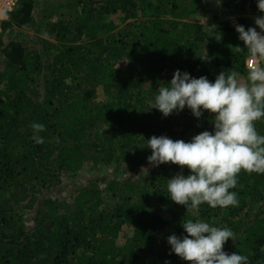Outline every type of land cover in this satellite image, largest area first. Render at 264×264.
<instances>
[{
	"label": "trees",
	"instance_id": "trees-1",
	"mask_svg": "<svg viewBox=\"0 0 264 264\" xmlns=\"http://www.w3.org/2000/svg\"><path fill=\"white\" fill-rule=\"evenodd\" d=\"M202 2L66 0L42 10L49 38L20 41L15 31L32 23L37 2L18 0L1 26L6 43L0 36V264H190L167 243L186 234V219L231 229L223 250L264 264V174L242 170L236 206L205 203L194 214L166 190L167 178L189 170L153 167L142 148L154 135L188 142L212 130L207 112L151 108L177 69L213 82L222 70L246 77L235 28L257 27L256 0H219L212 17L221 23L208 30L189 21ZM255 127L264 135V120ZM79 179L70 202L52 198ZM123 227L131 235L121 242Z\"/></svg>",
	"mask_w": 264,
	"mask_h": 264
},
{
	"label": "clouds",
	"instance_id": "clouds-1",
	"mask_svg": "<svg viewBox=\"0 0 264 264\" xmlns=\"http://www.w3.org/2000/svg\"><path fill=\"white\" fill-rule=\"evenodd\" d=\"M256 7L261 13L254 19L259 31L257 27L245 30L239 24L235 28L249 56L243 80L232 69L222 70L214 82L177 69L170 82L157 89L151 104L164 117L185 108L197 119L208 113L211 131L204 130L188 142L154 135L142 147L151 150L147 160L153 167L171 163L189 170L187 175L181 172L167 178L166 190L171 201L194 214L205 203L213 208L236 206L237 192L232 189L242 170L264 174V135L255 127L257 121L264 120V64L258 62L264 60V0H256ZM199 57L209 60L207 51ZM30 127L35 143H43L39 132L44 125L34 122ZM182 228L185 235L167 237L170 252L182 260L190 264H248L246 255L223 250L234 237L231 229L200 219H186Z\"/></svg>",
	"mask_w": 264,
	"mask_h": 264
},
{
	"label": "rangeland",
	"instance_id": "rangeland-1",
	"mask_svg": "<svg viewBox=\"0 0 264 264\" xmlns=\"http://www.w3.org/2000/svg\"><path fill=\"white\" fill-rule=\"evenodd\" d=\"M66 0H36L37 2V11L34 14V19L32 23L22 29H16L15 40L20 41H28L29 38L39 36L41 38H49L47 35L44 34V26L45 21L43 18V8H46L48 12H53L59 3H64ZM43 2V3H42ZM216 2V3H215ZM42 3V4H41ZM58 4V5H57ZM219 4V0H203L202 2V8L199 11V13L189 19V21L194 23L202 24L205 28V30H208L209 26L213 25V28H216V26H219L221 23V20L219 18L213 20V15L216 14V5ZM218 14V11H217ZM59 16V14H57ZM57 17V16H56ZM53 16V19L56 18ZM116 23H118V20H115ZM9 33H4L1 36V43H6L8 40ZM0 60L2 58L0 57ZM3 61V60H2ZM2 68V63L0 62V69ZM87 180V179H86ZM82 182H85V179L82 181L81 179L76 180V182H69L67 180H64L62 182L61 187L56 192L58 194L52 195V198L60 200L62 202H70V194L75 187L81 185ZM264 205V203H263ZM131 235V229L130 227H123L121 233H120V240L123 242L126 238H128Z\"/></svg>",
	"mask_w": 264,
	"mask_h": 264
},
{
	"label": "built area",
	"instance_id": "built-area-1",
	"mask_svg": "<svg viewBox=\"0 0 264 264\" xmlns=\"http://www.w3.org/2000/svg\"><path fill=\"white\" fill-rule=\"evenodd\" d=\"M18 0H0V36H1V26L4 21H6L9 15L14 11ZM236 23L235 20H231V25ZM264 64V60L258 61ZM249 57L245 59V69L248 71Z\"/></svg>",
	"mask_w": 264,
	"mask_h": 264
}]
</instances>
